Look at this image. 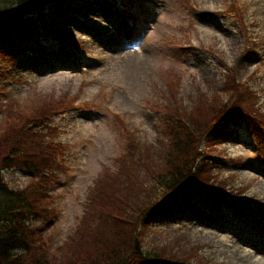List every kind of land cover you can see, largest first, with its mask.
Here are the masks:
<instances>
[{
	"label": "rangeland",
	"instance_id": "rangeland-1",
	"mask_svg": "<svg viewBox=\"0 0 264 264\" xmlns=\"http://www.w3.org/2000/svg\"><path fill=\"white\" fill-rule=\"evenodd\" d=\"M135 4L137 16L130 18L113 0L49 4L48 27L67 43L64 54H50L48 38L40 33L19 30L0 38V123L7 101L31 110L65 95L77 99L76 108L54 118L59 137L69 145L71 167L69 177L56 188L59 211L48 228L54 245L79 221L94 179L113 169L126 150L128 138L113 114L154 147L156 138L164 137L158 129L159 109L153 105L176 108L174 99L179 96L170 89L166 73L176 75L180 94L189 105L196 91L210 96L223 83L225 73L217 61L221 55L227 65L239 67V78L257 67L254 86L262 89L264 98V0H139ZM230 5L231 11L222 14V8ZM238 11L246 23L252 22V32L260 38L254 44L256 53L246 50V35L233 18ZM214 136L216 149L242 162L222 169L223 174L236 173L231 185L238 184L244 194L254 196L264 211V161L255 155L247 133L238 128ZM4 176L15 187L28 174L8 169ZM257 218L249 209L243 216H233L225 208L189 204L160 218L152 229L145 228L144 244L198 246L195 254L209 264H264V229L256 226ZM190 262L196 264V258Z\"/></svg>",
	"mask_w": 264,
	"mask_h": 264
},
{
	"label": "trees",
	"instance_id": "trees-1",
	"mask_svg": "<svg viewBox=\"0 0 264 264\" xmlns=\"http://www.w3.org/2000/svg\"><path fill=\"white\" fill-rule=\"evenodd\" d=\"M48 1L0 0V38L33 29L48 38L45 45L50 54L60 53L63 47L46 33L42 22ZM230 11L231 5L223 9ZM234 15L251 52L259 36L241 11ZM217 61L225 77L210 96L196 91L187 108L179 97L174 99L176 108L153 105L159 109L158 129L164 135L156 138L155 147L139 142L114 116L128 138L126 150L113 169L103 170L94 179L79 221L58 245L48 228L58 213L55 189L70 168L69 145L59 137L54 118L73 109L77 99L65 95L31 110L7 101L0 123V264H191L193 257L196 264H209L195 254L198 246L144 244L145 228L189 204L225 208L239 215L251 209L264 225V213L256 201L238 184L231 185L236 174L221 172L242 162L225 156L214 141L216 132L243 128L255 155L264 158V98L262 89L254 86L259 69L238 79L235 66L227 65L221 55ZM166 80L175 93L173 76L166 75ZM8 169L28 176L11 187L4 176Z\"/></svg>",
	"mask_w": 264,
	"mask_h": 264
}]
</instances>
